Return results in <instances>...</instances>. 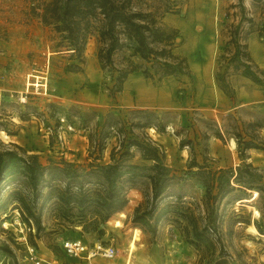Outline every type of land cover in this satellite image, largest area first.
Returning a JSON list of instances; mask_svg holds the SVG:
<instances>
[{
	"label": "rangeland",
	"instance_id": "374dc122",
	"mask_svg": "<svg viewBox=\"0 0 264 264\" xmlns=\"http://www.w3.org/2000/svg\"><path fill=\"white\" fill-rule=\"evenodd\" d=\"M36 1L0 0V141L14 149L20 146L27 154H37L43 165L61 159L86 164L92 158L88 132L95 126L100 128L107 112L127 118L132 109L153 110L163 117L166 128L164 132L147 128L146 132L161 145L165 162L173 172L169 185L172 195L160 205L173 202L178 194L182 205L189 206L200 219L204 217L205 188L192 174L195 168L190 169L189 163L194 159L212 168L235 167L240 162L236 145L230 143L228 135L224 139L215 137V124L227 114L233 116L239 128L264 117V85L244 77L234 78L237 94L233 102L214 80L217 55L226 48L230 25L241 17L253 20L252 25L244 20L242 28L252 30L247 37L249 50L262 63L264 0H135V6L164 13L160 23L176 31L173 51L186 58L189 75L146 77L142 68H137L127 74L122 90L114 98L107 90L112 84L110 71L98 59L97 34L93 32L87 39L81 59L71 56L69 50H58L57 33L44 25L31 8ZM128 54V50L117 52L113 56L116 66L124 64ZM131 59L138 66L145 65L137 56ZM204 59L208 60L207 68L201 65ZM260 68L264 73V67ZM84 114H89L85 123L80 117ZM254 130L258 139H264V126ZM110 141L115 143L114 138ZM111 143L103 150V161L108 159ZM135 154L134 159L138 158ZM248 154L247 161L264 173V150L251 149ZM1 186L0 245L7 243L19 264H31L27 245H33L35 254L50 264H73V257L60 247L65 238L73 237H81L87 244L101 241L115 247L113 258H96V264L206 263V252L185 242L180 227L171 220V211L159 222L153 237L133 225L131 217L136 206H146V197L138 189L128 191L126 206L103 224L104 234L98 238L95 233H81L80 227L61 230L48 207L42 212L45 227L35 235L34 229L21 222L8 196L16 187L24 193L27 190L12 178ZM234 194L250 198L235 200ZM233 195L218 204L212 234L219 238L230 263L264 264V235L253 224L232 223L230 219L235 213L250 216L251 221L261 220L264 213L259 209L264 211V194L260 196L254 190ZM38 241L53 260L39 253ZM12 262L13 258L0 249V264Z\"/></svg>",
	"mask_w": 264,
	"mask_h": 264
},
{
	"label": "trees",
	"instance_id": "16d2710c",
	"mask_svg": "<svg viewBox=\"0 0 264 264\" xmlns=\"http://www.w3.org/2000/svg\"><path fill=\"white\" fill-rule=\"evenodd\" d=\"M31 8L44 25L57 33L58 50H69L74 58H82L87 39L93 32L97 34L98 59L102 67L108 68L112 80L107 87L111 98L122 90L127 74L137 68H142L146 77L189 75L186 58L173 51L176 31L161 25L164 13L158 14L155 8L135 6V0H37ZM244 20L252 25L251 17H241L236 24L230 25L226 48L218 53L214 68L217 87L233 102L237 94L234 78L244 77L264 85V73L252 58L247 42L252 30H243ZM123 50L129 51L126 62L116 66L113 56ZM135 56L145 62L143 67L133 62L131 58ZM80 117L85 123L89 114ZM228 120L233 121L229 123ZM221 121L215 124L214 136L232 138L240 162L235 167L212 168L191 160L188 166L195 168L192 174L205 188L206 213L201 219L189 206L179 202L181 196L178 194L173 202L160 205L172 195L169 185L173 172L165 162L161 145L146 129L164 132L166 122L157 112L142 108L130 110L127 118L107 112L100 128L95 126L88 132L92 158L86 164L61 159L43 165L37 154H27L16 145L18 151L0 141V195L2 183L9 178L27 190L24 193L16 187L8 196L13 199V208L18 210L21 222L34 229L35 235L45 227L42 212L48 207L61 230L74 231L80 227L81 233H95L100 238L104 234L103 224L126 206L128 191L138 189L146 197V206L143 209L136 206L131 217L135 227L153 237L159 222L171 211V220L180 227L185 242L197 251L206 252L205 264H235L230 263L219 238L212 234L218 218L216 208L224 197L236 191L247 194L255 190L260 196L264 194V173L247 161L249 150H264V139H258L254 130L256 126H264V117L243 123L240 128L231 114ZM109 143L108 159L103 161V150ZM135 151L138 153L136 159ZM234 197L235 200L250 198L235 194ZM230 219L232 223L253 224L257 232L264 235V214L261 220L251 221L250 216L235 213ZM67 239L81 240V237L64 240ZM32 243L36 244L33 239ZM0 249L13 258L12 264H19L7 243L1 244Z\"/></svg>",
	"mask_w": 264,
	"mask_h": 264
},
{
	"label": "built area",
	"instance_id": "2783aa9c",
	"mask_svg": "<svg viewBox=\"0 0 264 264\" xmlns=\"http://www.w3.org/2000/svg\"><path fill=\"white\" fill-rule=\"evenodd\" d=\"M62 248L67 255L78 260L75 264H93V260L96 258L111 259L116 251L112 244L106 245L100 241L87 244L80 239L64 240ZM27 251L31 264H50L49 261L35 254L33 245H27Z\"/></svg>",
	"mask_w": 264,
	"mask_h": 264
},
{
	"label": "crops",
	"instance_id": "0c3cea01",
	"mask_svg": "<svg viewBox=\"0 0 264 264\" xmlns=\"http://www.w3.org/2000/svg\"><path fill=\"white\" fill-rule=\"evenodd\" d=\"M251 55H252V58L254 59V61H256V63L258 62L256 60V58L254 57L253 53L251 52ZM201 65H204V68H207L208 67V60L207 59H204L203 62H201ZM201 65H198V66H201ZM258 65L260 67H264V58H262V63H260V61L258 62ZM37 245H38V251L39 253L41 254H45L47 257L51 258L52 257L47 253V251L45 250L46 247L43 245V243H41L40 241L37 242ZM53 260V259H52ZM96 259L93 260V264H96L97 262L95 261ZM76 262H78L77 259L73 258V264H75ZM99 263V262H98ZM101 263V262H100ZM99 263V264H100ZM61 264H67V263H61Z\"/></svg>",
	"mask_w": 264,
	"mask_h": 264
},
{
	"label": "bare ground",
	"instance_id": "6f19581e",
	"mask_svg": "<svg viewBox=\"0 0 264 264\" xmlns=\"http://www.w3.org/2000/svg\"><path fill=\"white\" fill-rule=\"evenodd\" d=\"M230 143L232 144V145H234L235 144V142H234V140L232 139L231 141H230ZM233 147V146H232ZM255 212L257 213V211L255 210Z\"/></svg>",
	"mask_w": 264,
	"mask_h": 264
}]
</instances>
